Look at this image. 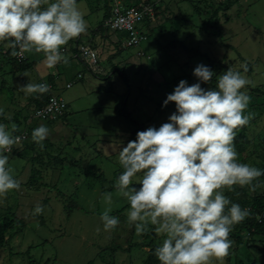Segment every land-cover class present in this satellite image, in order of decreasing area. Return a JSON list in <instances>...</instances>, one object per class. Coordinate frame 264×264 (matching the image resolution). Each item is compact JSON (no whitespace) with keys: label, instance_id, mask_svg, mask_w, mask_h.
Returning a JSON list of instances; mask_svg holds the SVG:
<instances>
[{"label":"rangeland","instance_id":"1","mask_svg":"<svg viewBox=\"0 0 264 264\" xmlns=\"http://www.w3.org/2000/svg\"><path fill=\"white\" fill-rule=\"evenodd\" d=\"M106 1L110 5L114 2L78 0L87 22L83 41L90 38L93 30L98 34L95 40L105 33L109 41L118 39L120 43L114 49L105 47L97 72L101 75H94L77 59L76 69L84 76L78 81L64 72L60 63L48 68L43 53L35 52L31 58L38 66L21 69L20 63L6 53L10 49L0 44V107L5 112L0 123L9 130L15 125L14 135L31 130L27 139L21 140L22 147H14L9 153V165L21 187L0 196V224L6 217L11 221L5 233L9 245L0 247V264H153L158 261L155 248L164 237L154 231L155 226L138 235L127 219L130 204L114 187L123 171L118 161L119 150L136 139L132 135L137 129L118 110L124 107L122 101L126 96L125 107L132 118L143 123L145 130L158 128L176 110L174 102L162 107L163 101L181 80L189 85L199 82L193 75L199 64L210 67L217 76L231 67L250 81L246 89L251 99L245 114H251V119L237 133L234 143L239 162L264 170V96L255 91H264V0L232 3L230 0H163L161 6L167 5L169 9L158 13L160 25L143 23L141 29L149 34L148 40L130 47L119 32L103 27ZM143 1L152 0H123V4ZM225 3L230 4L224 7ZM216 10L220 33L214 26ZM70 44L71 41L63 48ZM190 48L209 56L218 68H213L207 57L193 54ZM71 54L76 61L71 49L63 56L71 57ZM247 62L253 69L250 73L241 72ZM47 71L59 75V86L64 88L62 95L68 103L66 116L50 122L35 121L29 126L27 121L34 106L28 95L34 94L26 95L17 85L41 83L47 80L44 75ZM68 81L73 85L66 89ZM215 86V76L212 83H201L206 90ZM17 112L22 114L19 123ZM42 124L50 131L43 147L33 142L31 136L34 128ZM57 156L65 157L67 166L58 164ZM75 161V166L68 164ZM32 165L42 169V178L34 183L29 182ZM259 181L262 184L255 191L248 186H234V191L225 189L224 193L250 212L253 198L264 195V175ZM105 192L112 193L111 204L105 202ZM38 205L42 208L39 214L35 213ZM109 208L110 215L118 217L120 223L106 232L100 216ZM123 208V212L115 214ZM248 218L235 225L229 237L233 251L237 249L239 236H244L247 245L233 252L231 262L228 254L222 262L214 260L213 264H264V233H259V239L249 235L245 227Z\"/></svg>","mask_w":264,"mask_h":264},{"label":"clouds","instance_id":"2","mask_svg":"<svg viewBox=\"0 0 264 264\" xmlns=\"http://www.w3.org/2000/svg\"><path fill=\"white\" fill-rule=\"evenodd\" d=\"M86 30L78 0H0V44L11 49L12 57L43 53L50 69L67 64L61 49ZM193 75L198 83L181 80L163 101L162 107L175 104L168 122L137 132L136 139L119 150L123 171L114 187L130 204L127 219L136 233L155 226L154 231L164 237L154 253L160 264L222 262L232 245L233 227L250 215L224 190L248 186L255 191L262 184L258 178L264 175V170L239 162L234 143L251 119V114H245L250 81L231 67L217 76L204 64L197 65ZM214 76V88L201 87V83H212ZM17 87L26 95H43L50 89L46 83L30 82ZM15 131V125L9 130L0 123V196L21 187L9 165V153L22 147V137ZM49 134L42 124L31 136L43 147ZM103 197L112 203L111 192ZM110 211L105 209L100 216L106 232L120 223ZM41 212L36 206L35 213Z\"/></svg>","mask_w":264,"mask_h":264},{"label":"built area","instance_id":"3","mask_svg":"<svg viewBox=\"0 0 264 264\" xmlns=\"http://www.w3.org/2000/svg\"><path fill=\"white\" fill-rule=\"evenodd\" d=\"M162 2L163 0H152L135 5H124L121 0H114L111 4V15L105 24L124 37L126 46H139L149 38V34L141 29L142 24L146 22L150 23L154 20L157 7ZM61 51L64 53L66 49L62 48ZM101 54L102 51L97 47L90 44H79L73 53V57L81 61L91 72L95 73L101 69L99 65ZM16 59L24 61L28 59V55L26 53L24 58L16 57ZM78 77L81 78L82 75L79 74ZM41 83H46L50 86L49 91L51 95L43 107L31 114L27 121L29 126H32V123L35 121L54 120L62 116L68 109V103L64 97L54 93L53 86L48 81L42 80ZM71 86V83L67 84V87ZM28 135L29 132L25 130L19 136L22 139H27ZM262 217H264V211L259 215V218Z\"/></svg>","mask_w":264,"mask_h":264},{"label":"trees","instance_id":"4","mask_svg":"<svg viewBox=\"0 0 264 264\" xmlns=\"http://www.w3.org/2000/svg\"><path fill=\"white\" fill-rule=\"evenodd\" d=\"M221 1L223 2L224 0H221ZM232 1H234V0H230V3H232ZM230 3H225L224 7H227L228 4H230ZM135 4H140V3H130L129 5H135ZM160 8H161V5L157 7V12L159 11ZM110 15H111V5H110V7L106 6L105 16H104L103 23H102L103 27L106 26L105 22L110 17ZM214 15H215V25L214 26H215L216 30H218L217 33H220L219 31H220V28H221L220 27V23L221 22H220L219 13H218L217 10L214 12ZM173 42H175V41H173ZM183 42L184 41H180V43H182L181 45L184 44ZM92 46L97 47L96 45H92ZM188 50H190L195 55L202 56V57H207L209 59L210 65L213 66V68H216V69L218 68L217 66H215V64L210 59V57L207 56L206 54L202 53L199 49L190 48ZM10 52H11V49H10ZM13 58L15 60H17L16 57H13ZM18 62L20 63L21 69H27V68L31 67V65H30L31 63L28 61V59L24 60V61H18ZM221 65H222V67H224L222 62H221ZM225 68H228V67H225ZM246 68H247V72L250 73L251 70L253 69V66H252L251 63L247 62L246 63ZM244 71L245 70H243L241 72H244ZM255 91H256V93L260 94L261 96L262 95L264 96V91H260L259 89H255ZM50 95H51V92L49 91L48 93L43 94V95L34 94V95L30 96V101L33 103V106H34L33 107V112H35L37 109L43 107L47 103ZM122 104H124L123 105L124 107H122V108H120L118 110L119 114L122 115L123 117H125L132 125H135L137 127V129L133 132V135H132V138H136L137 132L144 131L146 127H145V125L143 123H140L137 120H134L132 118V115L126 110V107H125L126 104H127V97L126 96H125V99L122 101ZM16 114H17V121L19 123V119H20L22 114L20 112H17ZM30 116H31V114H30ZM30 116H29V118H30ZM65 116H66V112L62 116H60V118H63ZM28 119H26V121ZM49 122H50V120H49ZM31 129H33V127ZM21 132L22 131H20V133ZM30 132H31V130H30ZM24 140H26V139H24ZM56 160H57V163L60 164L63 168H64V166H67V165H65V162L67 161L65 157L57 156ZM68 164H70L71 166H75L77 164V162L75 161L73 163H68ZM41 178H42V169H39V167H36L35 165H32L31 176H30L29 182L34 183V182L39 181ZM258 179H261V177H259ZM123 210H124V208L122 210L117 211L115 214L118 215L121 212H123ZM251 210L252 211H250V215H249V218H248V223L246 224L245 227L247 228V231L249 232V235L252 234L253 237L257 236L258 239H259V236H260L259 233H264V217L259 218V215H261L262 212L264 211V195L255 196L253 198V203H252ZM252 215H254V216H252ZM8 218L9 217H6L4 222L2 224H0V247L9 245V239L5 238V233H6L7 229H8V225H10V223H11V221H9ZM244 240H245L244 236H239L238 240H237V249H235L234 251L232 249L229 250V260H230V262H231V258L233 257L232 256L233 252L237 251L239 248H241V246L246 244V243H244ZM153 264H160V262L158 260V261H155Z\"/></svg>","mask_w":264,"mask_h":264},{"label":"crops","instance_id":"5","mask_svg":"<svg viewBox=\"0 0 264 264\" xmlns=\"http://www.w3.org/2000/svg\"><path fill=\"white\" fill-rule=\"evenodd\" d=\"M122 2H123V0H121ZM176 2H180V1H186V0H175ZM206 1H208V0H206ZM206 1H204V2H206ZM144 2H147V1H143V2H139V3H144ZM106 6H109L110 7V1H106ZM169 9V7L166 5V6H161V8L159 9L160 11H158L157 13H156V18H154V20L153 21H151L150 23H149V25H151L152 24V22H156L157 23V21H158V19H159V15H158V13H160V12H162V11H167ZM105 11H106V7H105ZM160 23V22H159ZM159 23H157V26L158 25H160ZM155 24V23H154ZM83 35V34H82ZM79 36L78 38H75L74 40H72L71 41V43L72 44H70V46H68L67 48H65L66 49V52H64V53H67L68 52V50L69 49H71V51L74 53L75 52V50H76V47H77V45H79V44H92V45H96L97 46V48H99L100 49V51H102V53L104 54V50H105V47L106 46H109V48L110 49H114V48H116V47H118L117 45H119V43H118V39L114 42L113 40H111V41H109V39H107L106 38V34L104 33L102 36H101V39H99V40H95V38L96 37H98L97 35V33H96V31H91V33H90V35H89V39L86 41V42H84L83 41V36ZM123 37V36H122ZM98 42V44H97V42ZM94 42V43H93ZM70 47V48H69ZM2 49V46L0 47V50ZM8 55H10V51H7L6 52ZM113 54H115L116 52H112ZM111 53V55L110 56H112L113 54ZM32 54L33 53H29V54H27L28 55V61L31 63L30 65H31V67H37L38 66V63H37V61H35V60H32V58H31V56H32ZM63 54V53H62ZM109 56V57H110ZM13 58V57H12ZM67 58V60H68V63L67 64H64V63H60L61 65H60V67L61 68H64V72H66V73H68L69 75H72L75 79H77L78 81L79 80H82V79H84V76L82 75V72L80 71V70H77L76 68L78 67V62H77V59H75L76 61H74L73 60V58H72V54H71V57H70V55L68 56V57H66ZM71 60V61H70ZM80 64H83V63H81V61H80ZM84 65V64H83ZM85 66V65H84ZM30 67V68H31ZM86 67V66H85ZM87 68V67H86ZM44 71V70H43ZM93 73V72H92ZM79 74H81L82 75V77L81 78H79L78 77V75ZM45 76H47V80L46 81H48L52 86H53V92L54 93H57V94H59V95H61V96H63L62 95V92L64 91V88L63 87H61V86H59V75L57 74V75H52V74H50L48 71L47 72H45V74H44ZM94 75H101L100 73L98 74L97 72H95L94 73ZM77 77V78H76ZM44 80V79H43ZM74 80V79H73ZM69 83H71L72 85H73V83L72 82H70V81H68L67 83H66V89H68V88H71V87H67V84H69ZM60 88H62V89H60ZM29 97H28V100H30V95H28ZM32 96V95H31ZM64 97V96H63ZM47 122V121H46Z\"/></svg>","mask_w":264,"mask_h":264}]
</instances>
